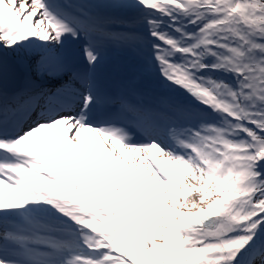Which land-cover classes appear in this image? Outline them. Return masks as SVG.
Returning a JSON list of instances; mask_svg holds the SVG:
<instances>
[{"label": "snow or ice", "instance_id": "obj_1", "mask_svg": "<svg viewBox=\"0 0 264 264\" xmlns=\"http://www.w3.org/2000/svg\"><path fill=\"white\" fill-rule=\"evenodd\" d=\"M0 264H264V0H0Z\"/></svg>", "mask_w": 264, "mask_h": 264}]
</instances>
